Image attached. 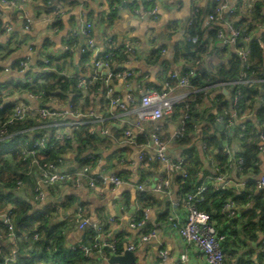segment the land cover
Returning <instances> with one entry per match:
<instances>
[{"label":"crops","instance_id":"obj_1","mask_svg":"<svg viewBox=\"0 0 264 264\" xmlns=\"http://www.w3.org/2000/svg\"><path fill=\"white\" fill-rule=\"evenodd\" d=\"M114 0H52L46 4L45 0H32L27 2V8L33 17V23L28 30L23 28L22 18L15 11L4 8L2 23H10L12 31L4 33L0 31V83H3L2 93L5 102L12 103L15 100H27V91H32L30 87L40 86L43 83H54L62 76V72L74 78L82 75H89L92 72L91 61L86 55H81L78 51L67 53L64 44L69 41L78 47L83 42L81 35H74L78 30L81 21L88 19L93 23V35L98 41L109 34L113 37L117 45L130 43L133 46V53L129 55L131 62L129 66L135 68L137 75L132 82V90L138 94L141 90L150 86H159L163 82V76L158 77V73L163 75L176 70L182 72L187 66L195 67L201 75L206 74L215 79L216 72L229 59H231L234 49L228 47L221 54L213 52L215 44V31L218 22H211L206 19L204 13L210 11L212 0H157L158 14L155 19H141L135 16L130 8L120 11H113L111 4ZM144 1V0H139ZM255 2L264 4V0H240L237 11L231 17L235 22L239 21V27L251 36H255L263 31L258 25L261 23V16L254 13ZM197 5L203 13L193 24V29L198 39L205 44V50L199 51L193 48L186 40V20L189 18L192 8ZM252 8L249 9V6ZM254 6V7H253ZM253 9V10H252ZM61 14L57 16V12ZM199 42V41H198ZM27 45L32 46L30 75L36 85H31L21 73L14 68V63L29 54ZM48 57V66L42 64V59ZM9 66L10 71L5 72L4 67ZM116 67H126L122 62L115 64ZM47 67L46 72L54 73L52 77L36 74L41 68ZM261 77L255 74L252 79L256 83L264 82V75ZM115 91L122 94L124 84L120 80H115ZM23 84H27L25 87ZM75 88V87H74ZM73 88V89H74ZM78 91L77 97L74 91L64 94L65 99L59 97V101L66 109L71 104L73 108L83 111H93L95 115L101 116V123H95L96 141L95 150H87L77 158L78 141L71 142V148L62 156L66 158V167L74 169L82 163L84 157L87 164L93 169L115 172L123 179V183L116 188L108 184L98 183L90 189L85 185L78 188L67 184H57L49 187L47 191V203H59L62 210L59 214L53 215L63 220L62 233L65 234V245L68 246L77 241H86L89 237V230H80L76 227L74 212L77 207H81L84 214L90 221L98 223L109 231V236L119 241L123 247L127 244H135L132 251L135 255L132 264H203V256L200 252L186 243L172 231L167 223V215L174 212L179 217L184 218L186 214L183 205L185 187H179L180 179L177 172L172 175L173 189L171 192H156L151 190V185L159 178L166 176L163 163L152 157L151 148L141 145L149 143L148 134L150 131V121L146 120L143 125L145 130L138 134L135 143H127L124 131L131 127L137 116L133 108L121 109L109 105L105 93L92 96L75 88ZM185 89H176L177 93L185 92ZM217 91L200 98L195 102L197 113L200 119L206 115L214 114L217 110L214 96ZM261 99H253L252 112L264 113V86L259 89ZM34 106L39 101H30ZM50 106H56L51 100L45 101ZM180 107V106H177ZM179 110L161 122V135L167 142L168 155L173 158L186 156L185 168H188L192 179L200 170L203 174L202 181L213 176V166L217 157L209 158L200 149L201 138L191 131L190 138L184 144L171 139L172 132L177 126ZM203 122V121H202ZM79 128V127H78ZM76 128V129H78ZM101 129V131H99ZM65 131L74 133L75 128L66 126ZM102 130H107L109 134H102ZM99 131V133H98ZM27 135L24 133V137ZM23 137V136H22ZM239 140L233 139V144L239 147ZM90 151L94 152L92 159L86 157ZM144 151L145 157L138 159V153ZM9 162V170L22 172L19 158L12 156L10 152L5 154ZM258 171L264 173V156L258 155ZM230 180L229 191L235 195L234 189L238 181L239 173L235 167L228 172ZM24 184L21 189L14 192L17 197L41 207L45 204L33 201L34 183L36 171L32 176L23 177ZM144 183L146 190L137 191V185ZM250 186V185H249ZM250 189V188H248ZM242 190V189H240ZM68 196L75 200L69 205L66 201ZM66 202V203H65ZM213 221L219 229L227 232V241L222 243V247L227 251L225 264H264V257L258 254L257 241L260 237L256 232L255 237L251 233L239 232L240 225L245 221L243 211L240 207L239 215L236 219L226 218L221 214V207H216L209 200ZM239 202V201H238ZM65 203V204H64ZM12 205H8L6 209ZM5 209V210H6ZM143 209L148 210L146 223L142 227H131L128 218L140 213ZM5 210L0 212L4 213ZM218 213V217L215 216ZM109 218H113L110 221ZM3 229L4 231V221ZM155 230L156 235L146 241H139L142 233ZM234 230L237 232L235 233ZM231 234L235 236L231 238ZM19 257H28L26 248L19 247ZM30 245H27L29 247ZM0 247L7 253L11 247L10 240L3 235L0 238ZM165 249L168 257L161 262L159 251ZM187 253L188 258L182 261L180 255ZM108 260L93 258L87 264H107ZM17 264V263H14Z\"/></svg>","mask_w":264,"mask_h":264},{"label":"built area","instance_id":"obj_2","mask_svg":"<svg viewBox=\"0 0 264 264\" xmlns=\"http://www.w3.org/2000/svg\"><path fill=\"white\" fill-rule=\"evenodd\" d=\"M32 0H0V31L9 33L12 31L10 23H2L3 9L9 8L20 15L23 21V28L28 30L32 23L33 17L27 8V2ZM52 0H45L46 4ZM157 0H114L111 5L113 11H120L125 8H130L131 12L141 19H155L158 14ZM240 0H212L210 11L204 13L208 21L218 22L215 31V44L213 52L221 54L228 47H233V55L241 59L242 76L233 78L229 81L216 82L213 78L202 77L201 73L193 66H187L182 72L171 70L166 74L158 73L157 76H163V82L159 86H150L141 90L136 94L132 90V82L137 75L134 67L129 66L131 55L134 51L130 43L117 45L113 37L106 34L102 41L95 39L93 35V23L85 19L81 21L78 30L74 35H81L83 42L78 47L74 43L70 44L66 41L64 49L67 53L78 51L81 55H86L91 61L92 72L89 75L76 77L75 87L82 92L89 93L92 96L102 95L105 97L109 105L121 109H128L129 106L135 107L137 118L131 127L124 131L125 141L127 143H135L136 136L144 132L143 123L150 121V131L148 134L149 143H141V145L151 148V155L160 160L164 165L166 176L157 179L152 185L151 190L156 192H171L173 189L174 172L180 179L179 187H183V182L192 180L193 185L191 190L184 193L183 205L186 210L185 217H179L174 212L167 215V223L169 228L174 231L188 247H192L201 253L203 256V264H225L224 260L227 251L222 247V243L227 241L228 234L217 227L213 221L212 214L209 211L203 210L200 206L206 201V192L212 191L224 193L229 191L230 180L228 172L230 168L235 167L239 173L238 181L234 184V189L237 190L235 195L226 196L221 205V214L226 218L236 219L239 215L240 207L247 209L252 206V190L248 189L249 185L255 187L257 191L264 192V173L258 171V167L250 166L245 168L244 158L241 155L242 141L249 137V123L256 130L257 141V160L258 155L264 156V113L257 114L252 112V99L247 98L243 93L245 86H250L253 83L252 77L258 72L264 70V43L260 41V33H264V4L260 8L261 23L258 25L263 29L259 34L251 36L250 34L243 35L241 28L235 25L231 18L237 11ZM254 7V6H253ZM252 5L249 6V9ZM253 10V9H252ZM61 11L57 12V16ZM203 13L199 6L195 5L186 20V40L191 44H197L199 39L197 34L191 32L192 25L201 17ZM256 38L262 48V62L258 68L252 69L250 60L251 39ZM242 40V41H241ZM29 54L19 59L14 63V68L17 72L25 76L26 80L35 85L37 81H33L30 75V62L32 46L27 45ZM232 55V56H233ZM232 58V57H231ZM230 59L223 65L228 68ZM122 62L126 67H116L115 64ZM50 60L48 57L42 59V64L48 66ZM1 67V66H0ZM5 72L10 71V67L3 68ZM47 67L41 68L36 74H43ZM248 73V74H247ZM62 76L73 78L62 72ZM120 80L124 84V92L122 94L115 91L113 81ZM194 80L203 82L201 87L193 84ZM185 89V92L177 93L176 89ZM217 91L224 97L214 96L216 107L224 100H227L228 107H223L220 112H215L214 123L210 125L208 133L215 132L220 136L218 146H208L207 142L201 138V128L209 116L206 115L200 119V113H197L195 107L196 95L201 94V97L210 95L211 92ZM43 90L27 91V100L13 101L10 113L7 118L0 123V141L12 142L15 139V146L8 148V151H14L18 155V160L25 163V168L21 174L23 177L32 176L36 171V180L34 183L33 201L40 204L47 203V189L57 184H67L78 188L82 185L92 189L98 183L108 184L116 188L123 183V179L115 172L94 170L87 162H83L68 169L66 167V158L62 155L54 160L40 161L38 154L46 148H53L69 141H78L75 130L65 131L66 126L78 128L81 125L89 124V132L95 133V123H101V116H97L93 111H83L73 108L71 104L68 108H64L59 101L58 96L44 95ZM261 95L257 94L253 99H261ZM37 100L39 104L34 106L30 101ZM51 100L56 106H50L45 101ZM180 106V107H177ZM2 104L0 103V109ZM175 110H179L177 126L172 132L171 139L180 142L186 139L191 131L201 138L200 149L209 158L217 157L219 149L222 150L225 160L220 162L215 161L213 166V176L207 181H202V172L199 170L194 180L188 168H185L187 161L186 156L172 157L167 152V142L163 139L161 132V122L166 117L171 116ZM33 120L34 125L26 128H17V124H22L27 120ZM203 121V122H202ZM191 128H188V124ZM190 129V130H189ZM101 131V129L99 130ZM24 133L27 135L24 137ZM102 134H109L107 130H102ZM23 136V137H22ZM223 136V138L221 137ZM239 140V147L233 144V139ZM220 145V147H219ZM86 157L92 159L95 157L94 152L90 151ZM145 157L144 151L138 153V159L142 160ZM85 158V157H84ZM83 158V160H85ZM214 160V158H213ZM24 184L23 178L18 179L14 184V189L19 190ZM138 192H144L146 187L144 183L137 185ZM242 189V190H240ZM3 187L0 183V193ZM241 193H246L247 200L238 202L236 197ZM233 194V193H232ZM53 207L52 215H57L61 212L62 207L59 203L51 204ZM74 220L76 227L80 230H89V237L86 241H77L66 246L71 250H79L88 260V263L93 258L108 260L111 255H123L125 250L133 251L135 244H127L121 250L117 249L116 241L109 236V231L102 225L90 221L84 214L81 207H77L74 212ZM4 221V231L0 232V238L5 236L10 240L11 247L7 253L2 251L0 247V264H14L19 256V248L16 241H25L30 245L27 247L28 253L32 251V245L40 238L39 232H22L18 234L15 230L12 221V208L8 207L4 213L0 214ZM148 210L143 209L140 213L128 218V223L131 227H142L146 223ZM113 221V218H109ZM155 230L142 233L139 241H146L155 237ZM259 239L257 241L258 254L264 257V230L259 231ZM231 238L235 236L231 234ZM55 249V248H54ZM161 262H164L168 257V252L165 249L159 251ZM182 261L187 260L188 254L180 255ZM45 264V263H39ZM109 264V263H107ZM116 264V263H114Z\"/></svg>","mask_w":264,"mask_h":264},{"label":"trees","instance_id":"obj_3","mask_svg":"<svg viewBox=\"0 0 264 264\" xmlns=\"http://www.w3.org/2000/svg\"><path fill=\"white\" fill-rule=\"evenodd\" d=\"M114 2V1H113ZM112 2V3H113ZM261 2H255V8L254 13L260 15V8ZM112 5V4H111ZM195 25V24H194ZM192 25V26H194ZM235 25L238 27L239 21L235 22ZM242 31V30H241ZM191 32L196 33L191 27ZM243 35H246L247 33L243 30ZM260 41L264 43V33H260ZM205 43L201 42V39L199 38V42L197 44H191L190 45L199 51L205 50ZM250 47V60L252 62V69L258 68L262 62V48L260 47L258 41L256 38L251 39L249 43ZM241 59L237 57L236 55H233L232 58L229 61L228 68L225 66L219 67L217 70L216 82H222V81H229L233 78L242 76V70H241ZM46 76H54L51 72H44L41 75ZM248 74V73H247ZM202 77H206L208 75L203 74ZM258 76L261 77L260 72H258ZM76 83V78H66L64 76H61L58 78L54 83H43L40 86H33L30 87V89L34 92L43 90L45 92L46 99L50 95L58 96L60 98L65 99L67 96L64 94L65 92L74 91L76 95L73 96L75 99L77 97L78 91H75L74 89ZM193 84L195 86L201 87L204 85L203 82H200L199 80H194ZM25 87L27 84H23ZM36 85V83H35ZM264 86V82H258L253 83L250 86H245L243 88V93L246 94L247 98L252 99L255 98V96L259 93V89ZM75 87V88H74ZM3 83H0V103L2 104V108L0 109V123L4 121L7 116L10 113V109L12 107V104L10 102H5L4 94L2 93ZM74 88V89H73ZM77 92V93H76ZM217 97L219 99H222L224 96L221 94H218ZM201 94L198 93L196 95V101H200ZM195 101V102H196ZM223 107H228L227 100L222 101L218 106L216 112H220ZM216 113V114H217ZM216 114H210L207 117V121L204 125H202L201 128V138L207 142L208 146L217 147L218 142L220 139V136L216 133V127L215 132L208 133V130L210 128V125H213L214 123V117ZM34 125L33 120H27L22 124H17V128H26ZM89 124H84L79 126L78 129H75V135L77 139L79 140V144L77 146V158L79 156L87 151V150H95L96 149V141L98 139L97 135L95 133L89 132ZM188 128H191V124H188ZM190 130V129H189ZM190 134V133H189ZM223 138V136H221ZM190 136L188 135L186 139H183L181 143H185L188 141ZM16 140L19 139L17 136L15 138ZM12 142H2L0 141V183L3 187L2 192L0 193V212L6 209L8 205H12V221L15 226V230L18 234H21L22 232H39L40 238L39 240L32 245V251L29 253L28 257H19L16 261L17 264H39V263H45V264H87L88 260L87 258L79 251V250H71L68 249L65 245V234H63L62 228L64 225L63 220H60L58 217H53V207L51 206V203L45 204L41 207L34 206L32 203L27 202L19 197L16 196L14 192V184L15 182L23 178V174L19 173L18 171H11L9 170V162L5 158V154L10 152L12 156H16L18 158V155L12 149V151H8V148H13L15 146V141ZM256 141H257V135L256 130L249 123V137L244 139L242 141V151L241 155L244 158L245 161V168H248L250 166H256L255 162L257 160V149H256ZM71 143L69 141L65 142L62 145L53 147V148H46L44 150H41L38 154V158L40 161H46V160H54L56 157L63 155L68 149L71 148ZM217 158L222 163L225 160V156L221 149L217 152ZM82 163L86 162L85 160H80ZM20 162V161H19ZM20 169L25 168V163L20 162L19 164ZM22 169V170H23ZM192 180H186L183 182V187L187 188V190H191L193 185L191 184ZM250 190H252V206L247 208L243 211V218L245 221L240 225L239 232L244 233H251V237H255L256 232L263 231L264 230V192L263 191H257L255 187L252 185V183L249 186ZM232 195V191H227L224 193H217L212 191L206 192V201L203 203L200 208L206 211H210L211 205L209 200L212 201V204L216 207V210H218L223 200L226 196ZM237 201L244 202L247 200L246 193H241L236 197ZM75 200L74 197L68 196L66 201L69 202V205ZM66 203V202H65ZM64 203V204H65ZM215 216H219L218 213ZM3 229V222L0 220V230ZM235 233H237L234 230ZM116 241V246L118 250H121L123 248V245ZM19 247L27 248L28 243L25 241H18ZM55 248V249H54Z\"/></svg>","mask_w":264,"mask_h":264},{"label":"water","instance_id":"obj_4","mask_svg":"<svg viewBox=\"0 0 264 264\" xmlns=\"http://www.w3.org/2000/svg\"><path fill=\"white\" fill-rule=\"evenodd\" d=\"M242 41V40H241ZM262 74L264 75V70L262 71ZM99 133V131H98ZM220 147V145H219ZM135 255L132 251L125 250V253L123 255H111L108 258L109 264H132L134 262Z\"/></svg>","mask_w":264,"mask_h":264}]
</instances>
